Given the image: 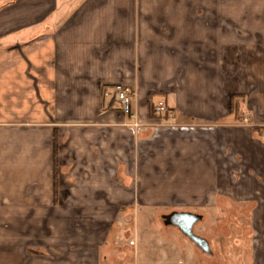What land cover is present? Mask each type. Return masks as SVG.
I'll return each mask as SVG.
<instances>
[{
    "label": "crops",
    "instance_id": "0c3cea01",
    "mask_svg": "<svg viewBox=\"0 0 264 264\" xmlns=\"http://www.w3.org/2000/svg\"><path fill=\"white\" fill-rule=\"evenodd\" d=\"M225 202L264 224V0H0L1 255L102 264L64 224Z\"/></svg>",
    "mask_w": 264,
    "mask_h": 264
},
{
    "label": "rangeland",
    "instance_id": "374dc122",
    "mask_svg": "<svg viewBox=\"0 0 264 264\" xmlns=\"http://www.w3.org/2000/svg\"><path fill=\"white\" fill-rule=\"evenodd\" d=\"M237 6L230 1V7ZM116 211H124L116 223L64 224L70 233L90 234L82 242L99 247L102 264H264V224L251 207L225 202L206 210L182 207L176 213L135 207ZM114 215L102 209V218ZM0 243L14 245L12 240ZM13 262L12 256H0V264Z\"/></svg>",
    "mask_w": 264,
    "mask_h": 264
},
{
    "label": "built area",
    "instance_id": "2783aa9c",
    "mask_svg": "<svg viewBox=\"0 0 264 264\" xmlns=\"http://www.w3.org/2000/svg\"><path fill=\"white\" fill-rule=\"evenodd\" d=\"M115 90V97L117 102L120 104L121 112L128 117L135 118L134 127H139L140 122L137 120L136 115L133 113L134 108V99H135V92L134 90L126 84L117 83L114 85ZM155 113L160 116L164 117L166 115H171L170 111L167 109L164 103H159L154 107Z\"/></svg>",
    "mask_w": 264,
    "mask_h": 264
},
{
    "label": "trees",
    "instance_id": "16d2710c",
    "mask_svg": "<svg viewBox=\"0 0 264 264\" xmlns=\"http://www.w3.org/2000/svg\"><path fill=\"white\" fill-rule=\"evenodd\" d=\"M244 100L243 96H233L232 97V102H231V106H232V114L234 115L235 119L240 121L242 119V110H241V106H242V102ZM155 111H154V106L152 104H150V118H155L154 115ZM57 154H58V144H57V139H54V173H55V185H56V181H57ZM54 185V187H55ZM55 194L57 192L56 187L54 188Z\"/></svg>",
    "mask_w": 264,
    "mask_h": 264
},
{
    "label": "water",
    "instance_id": "95a60500",
    "mask_svg": "<svg viewBox=\"0 0 264 264\" xmlns=\"http://www.w3.org/2000/svg\"><path fill=\"white\" fill-rule=\"evenodd\" d=\"M177 215H178V214H174V216H177ZM176 222H177V220H175L174 223H176ZM189 236H190L193 240L198 241V238L194 237L192 232H189ZM205 249H206V248H205Z\"/></svg>",
    "mask_w": 264,
    "mask_h": 264
}]
</instances>
